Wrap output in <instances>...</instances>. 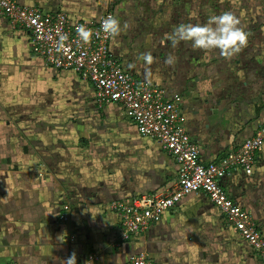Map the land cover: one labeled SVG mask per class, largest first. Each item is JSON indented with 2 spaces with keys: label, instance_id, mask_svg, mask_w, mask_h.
<instances>
[{
  "label": "crops",
  "instance_id": "obj_1",
  "mask_svg": "<svg viewBox=\"0 0 264 264\" xmlns=\"http://www.w3.org/2000/svg\"><path fill=\"white\" fill-rule=\"evenodd\" d=\"M15 1L74 19L114 12L127 23L117 8L100 14L102 0ZM259 15L258 43L247 41L230 58L191 42L146 43L129 22L112 41L137 80L183 97L184 123L205 164L264 127V10ZM43 64L30 32L0 17V264H64L73 252L78 264L91 254L98 264H126L141 253L156 264H264L204 193L123 239L117 204L171 194L177 164L138 133L121 105L100 103L76 72ZM221 183L264 235V152L252 176L239 169Z\"/></svg>",
  "mask_w": 264,
  "mask_h": 264
},
{
  "label": "built area",
  "instance_id": "obj_2",
  "mask_svg": "<svg viewBox=\"0 0 264 264\" xmlns=\"http://www.w3.org/2000/svg\"><path fill=\"white\" fill-rule=\"evenodd\" d=\"M109 16L116 17L114 12H107L99 20L74 19L65 11L49 15L15 0H0V17L30 32L32 50L48 68L76 72L93 85L100 103L121 105L138 133L156 141L175 160L178 175L171 194H148L132 203L117 204L123 239L139 235L150 222H159L182 200L204 193L264 262V235L251 212L237 204L221 183L239 169L247 176L254 174L256 159L264 152V127L219 162L205 164L200 146L184 123L183 97L171 96L163 87L137 80L121 63L111 48L114 39L102 30V22ZM80 25L93 32L87 44L78 36ZM65 34L68 39L64 48L57 51L59 37ZM65 220L67 216L63 215L61 221ZM98 262V256L91 254L83 264ZM126 264L156 263L141 253L131 255Z\"/></svg>",
  "mask_w": 264,
  "mask_h": 264
},
{
  "label": "rangeland",
  "instance_id": "obj_3",
  "mask_svg": "<svg viewBox=\"0 0 264 264\" xmlns=\"http://www.w3.org/2000/svg\"><path fill=\"white\" fill-rule=\"evenodd\" d=\"M101 2L106 3V6L105 8L100 6V14L107 8L119 9L118 17H122L124 22H129L128 24L132 25L139 35L145 33L146 43H172L169 37L179 24L204 25L211 16L222 15L225 12L232 13L240 20V27L248 35L247 41L258 43L261 30L260 18H262L259 13L264 10V0H102ZM81 19L95 20L92 17H81ZM28 66H33L35 69L36 64ZM44 67L48 69L47 66ZM72 98L75 99L76 96Z\"/></svg>",
  "mask_w": 264,
  "mask_h": 264
},
{
  "label": "clouds",
  "instance_id": "obj_4",
  "mask_svg": "<svg viewBox=\"0 0 264 264\" xmlns=\"http://www.w3.org/2000/svg\"><path fill=\"white\" fill-rule=\"evenodd\" d=\"M240 20L230 12H225L222 15L211 16L207 24H179L170 35L169 39L175 46L180 42H191L194 49L212 51L219 50L220 54L225 57H232L239 53L246 45L248 35L242 27ZM129 25L124 23L121 25L119 19L113 16L105 18L102 22L103 32L110 38H117L122 30L127 29ZM77 33L80 40L87 44L90 42L93 32L85 25H80L77 28ZM68 39L67 35H61L57 42V51L64 48V41ZM146 64H151L152 56L147 53L143 56ZM171 63L169 58L167 61ZM132 67V65H130ZM64 264H77L76 254L73 252Z\"/></svg>",
  "mask_w": 264,
  "mask_h": 264
}]
</instances>
